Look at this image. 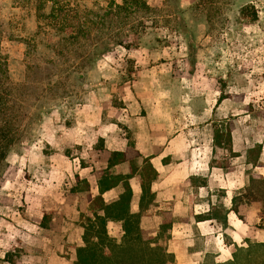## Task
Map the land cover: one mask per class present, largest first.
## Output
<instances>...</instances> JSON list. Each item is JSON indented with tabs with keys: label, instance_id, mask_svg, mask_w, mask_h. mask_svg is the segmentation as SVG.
Masks as SVG:
<instances>
[{
	"label": "rangeland",
	"instance_id": "obj_1",
	"mask_svg": "<svg viewBox=\"0 0 264 264\" xmlns=\"http://www.w3.org/2000/svg\"><path fill=\"white\" fill-rule=\"evenodd\" d=\"M112 1L120 2L0 0L1 46L23 125L0 161V264L68 263L69 223L81 225L86 214H76L86 194L72 192L83 187L75 175L101 165V132L132 138L128 115L157 124L167 117L175 131L197 127L200 136L228 123L245 146L264 134V0H144L150 12L126 23L113 16L110 49L92 62L84 56L96 30L87 42L48 18L54 2L74 22L68 6L83 21ZM117 33L130 35L129 47L113 43ZM221 94L229 97L218 103ZM154 136L162 137L158 127Z\"/></svg>",
	"mask_w": 264,
	"mask_h": 264
},
{
	"label": "crops",
	"instance_id": "obj_2",
	"mask_svg": "<svg viewBox=\"0 0 264 264\" xmlns=\"http://www.w3.org/2000/svg\"><path fill=\"white\" fill-rule=\"evenodd\" d=\"M166 118L157 124L150 121L149 115H128L126 127L131 131L134 149L140 153L135 162L137 171L128 178L132 192L130 211L140 213V227L150 234L156 235L163 223L170 225L167 230L169 237L163 241L167 251L173 255V260L168 264H207L208 260L217 264L233 259V246L246 247L249 241H263L264 228L257 226L258 208L240 204L239 213L246 217L243 221L230 207L233 194L247 185L248 171L255 170L264 176V165L253 167L246 162L245 155L246 149L254 142H261L259 159L264 164V134L251 144L238 145L234 141L232 129V150L238 155L230 156L227 150L214 145L213 132L200 136L197 127L175 131L173 122ZM156 127L162 133L160 140L154 136ZM200 133L204 134L203 131ZM99 136L103 146L96 151L102 155L101 165L90 174H77L80 179H86L89 191H72L78 195H82V192L86 194V203L78 196V215L80 212L88 213L87 192L91 196L98 194L100 170L108 166L111 153L124 152L128 147V137L118 131L101 132ZM220 150L221 159L227 160L221 163L228 164L229 168L212 163L220 159L217 155ZM143 157H149L150 164L157 172L149 186L152 198L144 199L140 176ZM108 170L112 175L130 174L131 164L124 160L111 165ZM123 191L124 186L120 181L102 193L103 200L106 203L113 202ZM214 208L221 209L222 214L226 210V225L217 218H197ZM68 227L64 245L70 246L71 252L66 260L67 264H72L75 248L82 244L83 228L81 225L70 226V223ZM106 227L110 235L120 237L119 223L108 221Z\"/></svg>",
	"mask_w": 264,
	"mask_h": 264
},
{
	"label": "trees",
	"instance_id": "obj_3",
	"mask_svg": "<svg viewBox=\"0 0 264 264\" xmlns=\"http://www.w3.org/2000/svg\"><path fill=\"white\" fill-rule=\"evenodd\" d=\"M59 2H54L48 13V18L53 27L59 32H64L67 28H78L85 37L87 42L91 39L92 31L96 30L94 42L87 43V52L84 56L85 60L92 62L97 54H104L110 49L109 42L106 40L113 39V16L119 17L122 23H126L140 12H150V7L144 0H120V2H110L104 9L103 14L94 15L91 18L80 20L78 10L68 6V11L74 13L76 19L67 18V14L63 12V7L59 6ZM124 13V16L121 14ZM256 16V14H254ZM78 24L76 26L75 24ZM140 26L145 27L144 23ZM78 35V36H80ZM129 34L117 33L113 43L115 45H124L129 47L131 42L126 43ZM93 37V36H92ZM89 46V48H88ZM228 95L221 94L217 102L219 103ZM11 82L9 77L8 59L4 53L0 40V161L6 158L7 153L12 149L13 145L20 141L22 134V118L16 113ZM231 127L226 124L224 129L215 126L212 134L213 143L217 147H222L230 153V156L238 155L232 150ZM262 151V143L254 142L253 145L246 149V162L253 167L262 166L260 161V153ZM140 153L134 149L133 141L128 138V147L124 152H112L108 159V166L100 170V178L98 179V194L91 196L87 192V200L89 201L88 213L82 215L84 220L81 223L83 228L82 244L75 248V257L72 264H168L173 260L172 253L168 252L163 244L164 239L169 237L167 233L169 224L163 223L159 227L156 235L144 231L140 227V213L130 211L131 188L128 184V178L136 171V159ZM128 160L131 164V173L126 175H112L109 167L117 162ZM215 165L229 168L228 164H223L217 160H213ZM142 179V199L152 198L149 194V186L151 181L157 176L156 170L149 162V157H143L140 170ZM77 182H82L83 187L72 188V191L83 190L89 191V184L86 179H80L76 174ZM122 182L124 191L119 195L118 199L106 203L103 200L102 193ZM230 210L234 211L243 221L246 217L239 213L240 204L253 205L259 210L258 227L264 228V176L258 171H250L248 174L247 185L233 194L231 198ZM224 213L226 212L223 211ZM221 209L212 210L206 215H198L197 218L202 219H221L226 225L225 214ZM46 217L44 215L43 219ZM205 217V218H204ZM108 221L119 223L121 227V235L119 238L108 233L106 224ZM237 247V246H236ZM245 253L246 264H264V239L261 242H253L246 247H237ZM218 264H240L236 253H233V259Z\"/></svg>",
	"mask_w": 264,
	"mask_h": 264
}]
</instances>
